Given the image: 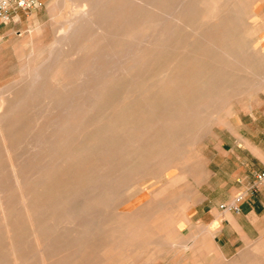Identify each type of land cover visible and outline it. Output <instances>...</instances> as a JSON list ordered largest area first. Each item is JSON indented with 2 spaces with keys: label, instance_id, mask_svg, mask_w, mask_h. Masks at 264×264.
<instances>
[{
  "label": "rangeland",
  "instance_id": "rangeland-1",
  "mask_svg": "<svg viewBox=\"0 0 264 264\" xmlns=\"http://www.w3.org/2000/svg\"><path fill=\"white\" fill-rule=\"evenodd\" d=\"M84 1L41 0L37 9L0 23V166L9 158L5 134L21 168L41 172L25 193L34 219L40 226L47 223L43 238L54 245V259L64 264H264V257L255 255L206 260L188 238H177L193 184L220 128L231 127L234 112L264 109V0H156L157 31L168 36L160 40L164 47L152 74L139 80L116 77L118 65L111 56L130 27L131 20L120 17L132 1L86 0L107 18L86 23L83 39L64 40L69 21L77 19L71 9ZM179 15L185 17L182 24L176 21ZM126 44L131 53L136 42ZM88 61L109 64L107 78L114 82L106 85L104 103L85 114L92 96L84 91L87 75L80 74L72 109L80 111L70 123L68 105L48 110L44 87L58 89L52 78L67 80L72 75L65 69ZM49 118L64 126L69 122V129L61 160L45 181L40 176L49 162L31 158L37 154L38 129ZM105 130L111 133L102 137ZM94 132L98 136L88 141ZM3 174L15 239L25 249L26 264H37L21 192L8 171ZM71 208L83 216L74 230L63 223ZM0 264H12L1 221Z\"/></svg>",
  "mask_w": 264,
  "mask_h": 264
},
{
  "label": "bare ground",
  "instance_id": "bare-ground-1",
  "mask_svg": "<svg viewBox=\"0 0 264 264\" xmlns=\"http://www.w3.org/2000/svg\"><path fill=\"white\" fill-rule=\"evenodd\" d=\"M131 1L133 3V7L128 9V11H125L124 9L125 6H124L123 13H121V17H120L121 21H124V22H129L128 20H131L129 24L130 27L128 30H125L123 34L120 35L119 37L120 45L118 49L115 52H113L114 54L111 56H113L116 59V63L118 65V68L116 71V77L125 76V77L139 80L145 76L147 77L150 74H152L154 66L157 64L159 60V57H160L159 55L161 54L160 51H162L164 47V46L161 47L160 40L162 41V40L167 39L168 31H164L161 34H159L157 31L158 30L157 29L158 28L157 14L160 9H159V6L155 3L156 0H131ZM83 3L84 4L77 3L71 9L73 15L76 16L77 19L73 21H69L68 26L66 27L65 32H64V35H65L64 40L73 41L75 39L76 40L78 39L79 41L83 39L84 38L83 30H84L85 25H87L86 23L94 22L98 19L102 20V19L107 18V15L106 16L102 15L100 12L97 11L96 7H92L91 4L89 6L86 0ZM144 9L149 10V12L144 13ZM184 20H185V17L183 16L176 18V21H178V23H181V24L184 23ZM142 37H144V39ZM131 41L136 42L135 49L131 53H127L126 43H129ZM144 42H145V46L143 47ZM63 68H65V66ZM110 68L111 67L109 66V64L107 66L100 61H88L84 65H81V66L77 65V66H74V68L68 69V70L65 69V72L67 73L68 71L69 74L72 75V77L70 76L68 78L67 76L68 78L67 80L64 78H56V77L52 78V80H54L57 83L58 89L44 87V97L46 99L45 104L47 105L48 110L50 107H54L56 104L64 103L68 105L67 107L68 110L66 113H68L67 117H69V122L71 123V121L77 119V115H78L77 113H79L80 110H78L77 113L74 110H72L74 108L73 103L75 101V97L79 93L78 90H76L75 88V82L77 81V77L80 74H85L87 75L88 85L85 86L84 91L89 94V97L92 96L93 98V100L91 98L89 103L87 102L88 105L85 108L86 109L85 111L87 112L85 114H88L93 107H96L97 105H101L102 103H104V99H105L104 96L107 91L106 85L110 81H113V78L112 79L107 78L108 77L107 74L109 73ZM134 87L136 86H133V89ZM125 95H126V92H125ZM1 104H4V101L1 102ZM55 120L56 118H51V119L49 118V120L47 119L46 121L47 124L45 125V127H41L38 129L39 135H37L38 137L36 138V144H35L37 154H35V158L34 157L31 158V159H36L38 157L39 158L41 157L43 160H47L49 162L45 168V171L42 173L43 175L41 174L40 176V179L42 180L45 179V181L47 180V178H49L51 173L56 169V167L58 166V163L61 160L60 156L62 152V143L64 141L63 134L65 131L69 129L67 127V125L69 126L68 124L69 122L65 124L64 126V125L58 124L57 121ZM125 127L126 126L124 125L122 128H125ZM73 131L74 130H72L71 128V130H69V135H71ZM109 133H111V130L103 131L102 137L107 136ZM96 136H98L96 133L93 134L89 138L90 140L88 141H91L92 139L96 138ZM136 137L137 135H131L129 139L130 141H133L135 140ZM2 140H3V146L6 149L9 158L5 164L7 166H0V221L2 223L4 234L8 238V241H9V254L12 259V264H26V261H24L25 260V256H24L25 249L21 245H18L15 239L16 236L14 234V229L11 224L12 212H10L7 209V197L5 196V189L3 187L4 185L3 179L5 177L3 174V170L8 171L9 173L8 178L13 183V187L16 190L21 192L19 198L21 200L22 207L24 208V211H25L24 217L28 220V223H29L30 237H32L34 240L33 247H34V255L37 260V264H64L63 261L58 262L54 259L55 256H53L52 254V248L54 247V245L53 244L50 245L47 242V240H44L43 238V230L47 229V228H44L46 227L47 223H44L43 226H40L41 224L34 219V216L36 214L34 212L35 210L29 208L28 201L30 197L29 195H27V193H25V190L31 185L32 182L33 183L35 182L34 178L37 172L39 171H37V169H30V168L22 169L21 164L11 157L13 148L8 142L9 137L3 134ZM40 173L41 172H39V174ZM40 179L37 181H40ZM84 207L87 208L86 206ZM73 209L71 208L67 210L68 215L64 218L65 220L63 223L67 224V226H70L71 229L74 230L77 228L78 224L81 223L83 216L78 214ZM112 233L114 232L112 231ZM105 235H106V232H105ZM117 235H120V234H117ZM132 239L133 238H131L130 242L132 241ZM85 262L86 264H89L88 260H86Z\"/></svg>",
  "mask_w": 264,
  "mask_h": 264
},
{
  "label": "crops",
  "instance_id": "crops-1",
  "mask_svg": "<svg viewBox=\"0 0 264 264\" xmlns=\"http://www.w3.org/2000/svg\"><path fill=\"white\" fill-rule=\"evenodd\" d=\"M231 123L220 128L193 184L184 229L177 228V238H188L198 257L222 262L264 257V184L254 188L264 170V109L234 112ZM240 196L239 212L221 208Z\"/></svg>",
  "mask_w": 264,
  "mask_h": 264
},
{
  "label": "built area",
  "instance_id": "built-area-1",
  "mask_svg": "<svg viewBox=\"0 0 264 264\" xmlns=\"http://www.w3.org/2000/svg\"><path fill=\"white\" fill-rule=\"evenodd\" d=\"M41 5V0H0V23L10 24L20 18L22 13L31 12ZM264 184V170L259 171L255 175L254 188L258 189ZM242 197H238L231 205H222L223 210L240 211L239 204Z\"/></svg>",
  "mask_w": 264,
  "mask_h": 264
}]
</instances>
